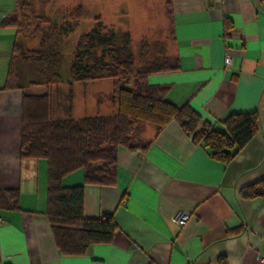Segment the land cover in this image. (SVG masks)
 Masks as SVG:
<instances>
[{"label":"crops","instance_id":"crops-1","mask_svg":"<svg viewBox=\"0 0 264 264\" xmlns=\"http://www.w3.org/2000/svg\"><path fill=\"white\" fill-rule=\"evenodd\" d=\"M167 1L133 0L132 24L121 30L134 45L144 41L150 52L178 60L179 70L149 82L167 87L174 104L190 105L217 129L232 115L257 112L259 130L223 163L177 122L159 133L147 124L148 149H119L114 185H85L83 169L68 174L64 186H85V216L112 214L118 231L111 244L64 256L46 215L47 163L21 157L23 96L43 86L2 89L14 44L2 40L0 187L20 191V208L0 210V264H219L221 256L228 264H264V198L240 193L264 178V0ZM112 84L81 85L83 116L113 107ZM179 212L189 215L183 226L172 221Z\"/></svg>","mask_w":264,"mask_h":264},{"label":"trees","instance_id":"trees-1","mask_svg":"<svg viewBox=\"0 0 264 264\" xmlns=\"http://www.w3.org/2000/svg\"><path fill=\"white\" fill-rule=\"evenodd\" d=\"M167 4L171 7V0ZM2 25L16 26L13 15L6 18ZM100 26L80 39V51L71 68L72 77H68L67 81L96 79L94 72L98 68L83 65V59L85 55H90L95 46L108 48L114 71L119 75L117 78L130 80L131 85L120 86L117 90L113 100L117 105L115 113L74 118L72 89L68 96L69 117L65 120H52V100L48 90L45 93L24 94L22 100L21 157L42 159L47 163L46 215L55 244L64 256H83L93 245L111 244L118 231L112 214H103L98 218L85 216V186L66 187L62 182L65 176L83 169L85 185H114L119 149L125 148L131 152L148 149L150 142L142 138L147 124L153 125L159 133L169 122H177L186 135L201 144L211 157L223 163H229L238 154L257 133L260 125L257 112L240 113L228 117L224 121V128L217 129L204 121L190 105L174 104L169 99L168 88L151 84L149 78L158 73L179 70L178 60L160 53H150L147 44L142 42L143 53L148 55V60L137 67L130 34L111 31L105 37L101 35ZM17 56L26 58L25 52L14 42L7 80L2 89L48 86L64 80L56 66L52 72L45 73L47 81L34 78L30 83H25L23 77H18L17 68L20 65ZM240 193L244 198H264V178L243 187ZM19 199L18 189L0 187V210L19 209ZM218 262L228 264L225 256H221Z\"/></svg>","mask_w":264,"mask_h":264},{"label":"rangeland","instance_id":"rangeland-1","mask_svg":"<svg viewBox=\"0 0 264 264\" xmlns=\"http://www.w3.org/2000/svg\"><path fill=\"white\" fill-rule=\"evenodd\" d=\"M132 2L133 0H0V42L9 39L14 43L15 40L26 55L25 59L17 56L20 65L17 68L18 77H23L25 83H30L34 78L47 81L48 77H44L46 72H52L56 66L61 70L64 77L62 82L43 87H29V93L49 91L53 121L65 120L69 117L68 96L74 85L77 92L75 99L77 106L72 116L76 119L88 116H83L82 113L85 111L81 88L83 83L97 80L113 83L108 96L112 101L116 98L120 86H129L130 80L117 78L119 75L114 71L109 49L99 46H95L90 51V55H85L83 59V65L98 68V71L94 72L96 79L69 83L67 78L72 77L71 68L80 51L78 47L80 39L99 24L102 36H109L114 29L117 30L116 32H122V26L128 27L132 24L129 14ZM11 15L16 26L2 25ZM141 47L142 42L138 41L135 45L132 42L134 62L137 67L144 65L148 60V55L143 53ZM152 52L160 53V49L157 51L153 49ZM2 59L0 57V66ZM10 60L11 58L9 62ZM6 80L7 77L4 83ZM120 80L123 81L118 84ZM115 107L116 101H113V107L111 104L106 114L115 113Z\"/></svg>","mask_w":264,"mask_h":264},{"label":"built area","instance_id":"built-area-1","mask_svg":"<svg viewBox=\"0 0 264 264\" xmlns=\"http://www.w3.org/2000/svg\"><path fill=\"white\" fill-rule=\"evenodd\" d=\"M231 57H226L225 59V65H230L231 64ZM189 219V215L187 213H184V212H179V213H176L173 217H172V221L173 223L179 225V226H183L187 223ZM2 222V219L0 218V224Z\"/></svg>","mask_w":264,"mask_h":264}]
</instances>
